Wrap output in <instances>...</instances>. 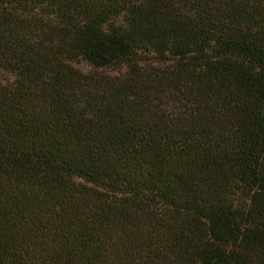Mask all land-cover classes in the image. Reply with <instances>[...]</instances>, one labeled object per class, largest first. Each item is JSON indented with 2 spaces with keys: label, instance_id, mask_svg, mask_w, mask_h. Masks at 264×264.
Returning a JSON list of instances; mask_svg holds the SVG:
<instances>
[{
  "label": "trees",
  "instance_id": "16d2710c",
  "mask_svg": "<svg viewBox=\"0 0 264 264\" xmlns=\"http://www.w3.org/2000/svg\"><path fill=\"white\" fill-rule=\"evenodd\" d=\"M0 264H264V0H0Z\"/></svg>",
  "mask_w": 264,
  "mask_h": 264
}]
</instances>
